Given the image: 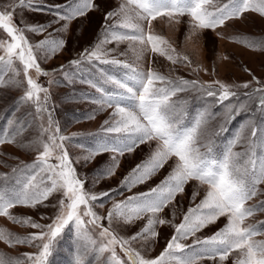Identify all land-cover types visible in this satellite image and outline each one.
<instances>
[{
    "label": "snow or ice",
    "instance_id": "obj_1",
    "mask_svg": "<svg viewBox=\"0 0 264 264\" xmlns=\"http://www.w3.org/2000/svg\"><path fill=\"white\" fill-rule=\"evenodd\" d=\"M14 7L45 10L32 0H19ZM53 7L68 9L67 14L55 13L57 21H65L62 27L66 31L68 22L86 15L98 5L94 0H69L67 5ZM250 11L264 16V0H227L222 5L216 0H124L117 9L105 13L106 22H116L111 26L105 25L104 38L92 50L85 49L79 60L69 62L77 66L84 61H96L124 66L132 71L127 81L108 76L106 82L122 91L107 93L97 101L101 111L113 109L109 120L102 125V132L106 136L114 134L116 138L113 143L102 140L84 158L86 162H91L95 156L105 152L114 154L110 165L100 173V178L114 176L120 165L119 158L143 144L155 142L156 146L147 161L137 164L123 178L120 182L122 189L131 191L136 185L145 183L170 159L175 158L170 173L160 184L114 203L106 216L97 214L93 204L103 197H110V193L117 189L100 194L85 189L86 181L79 178L65 147L64 142L69 137L60 135L58 126L54 128L55 122L47 107L49 89L38 83L36 78L49 75L41 68L37 52H43L45 58H50L65 47V41L46 38L33 45L25 32L39 35L51 25L26 24L21 27L14 22V10L0 11V31L7 37L0 38V88H24L17 104L31 103L41 118L43 113H47V127L40 124L37 139L19 144L38 153L35 161L32 164L21 162L22 166L13 167L11 173H0V217L38 230L20 236L0 228V241L9 247L27 244L37 251L24 253L22 258H10L0 253V264H49V258L69 226L75 229L79 243L75 264H100L105 253L109 254L107 264H200L205 259L224 262L233 252L237 253L233 264H264V240L256 239L264 235V221L247 223L249 218L264 212V200L249 204L258 195H264L260 188V185H264V155H257L256 152L258 132L261 130L250 120V136H244L245 125H242L224 151L216 155L214 142L204 139V126L207 124L205 113H198L193 123L186 126L183 123L186 115L183 105L186 101L173 99L178 93L187 91L215 97L221 104L235 99L238 101L236 105H225L229 117L234 118L246 110V105L239 101V94L233 89H248L250 83L230 85L219 80L211 83L183 78L172 80L151 67L142 72L125 61L109 58L111 50L104 47L109 43L127 41L137 60L142 59L144 53L151 52L173 65L183 64L195 72L199 68L193 67L189 55L177 53L167 38L154 32L153 21L166 19L170 26H174L187 17L189 29L186 40L195 44V38L205 30L216 31L227 21L238 19ZM239 42L254 50L264 51V41ZM150 63H155V60H150ZM253 80L259 84L256 77ZM86 82L91 87H97L92 81ZM257 93V108L264 112V86L243 95L252 99ZM24 130L21 126L14 134L0 135V145L17 143V136L22 135ZM259 140L264 144V134ZM244 142L245 151H234L237 145ZM53 159L56 163L51 162ZM191 181L206 185L200 203L189 207L179 224L161 218L159 214L178 194L184 193L185 186ZM54 193H62V198L54 205V214L47 217L50 220L47 224L36 222L31 217H18L11 212L17 206L35 208L43 205ZM197 195L198 191L192 193L193 201ZM145 216L148 217L146 225L128 238L112 229L114 221L127 225ZM221 217L226 219L222 228L209 237H196L198 232ZM105 220L107 227L102 223ZM166 224L173 226L174 233L157 256H147L132 247L133 242L154 240L159 235L157 225ZM89 226L99 229L98 237L92 234ZM190 237H196L191 245L182 243ZM117 248L123 252L126 261L117 254Z\"/></svg>",
    "mask_w": 264,
    "mask_h": 264
},
{
    "label": "rangeland",
    "instance_id": "obj_2",
    "mask_svg": "<svg viewBox=\"0 0 264 264\" xmlns=\"http://www.w3.org/2000/svg\"><path fill=\"white\" fill-rule=\"evenodd\" d=\"M32 2L44 11H34L27 8L14 7L19 0H0V11H13L14 22L24 27L30 25H45L47 31L42 34L25 32L30 43L35 45L39 41L47 39L64 40L65 47L50 58H45L43 52H37L38 61L41 68L49 75H40L37 78L38 83L49 89V98L47 107L51 112L52 119L55 122L54 128L58 126L60 135L69 137L64 143L73 162V166L80 179L86 181L85 189L93 194H100L110 189H117L110 193V197H103L93 204V210L101 216H106L114 203L125 200L141 192H146L150 188L160 184L170 173L175 158L170 159L163 168L143 184H138L128 191L120 188V182L137 165L147 161L152 151L155 149V142L143 144L132 153H126L120 157V165L116 174L110 178H100L102 173L111 163L114 155L112 152H105L95 156L91 162H86L85 157L99 146L102 140L110 143L115 142V135H105L102 132V125L105 120H109L112 108L100 110L97 101L101 100L107 93L122 91L116 88L114 84L106 82L108 76L119 80L127 81L132 75L130 68L112 64H104L96 61H84L74 66L69 62L79 60L85 49L92 50L104 38L105 25L115 24V20L105 21V13L118 8L124 0H94L98 7L89 10L86 15L77 17L68 22V28L65 31L63 25L65 21H57L56 12L67 14L66 7L69 0H32ZM219 5L227 0H216ZM188 18H182L179 25L170 26L166 19H157L153 21V30L156 34L162 35L169 40L177 53L189 55L193 62V67H198L199 71H193L190 67L183 64L173 65L164 57H157L151 52L143 54L142 59L137 60L136 54L129 47V42L117 44L116 42L106 44L105 50H111L109 58H117L132 65L139 71L146 72L149 67L169 77L172 80L183 78L187 80H198L201 83H211L219 80L230 85H241L245 82L250 83L248 89L242 87L235 88L239 94V101L245 103L246 110L234 118L229 117L225 105L232 103L236 105L238 101H225L223 104L217 102L215 97H207L202 93L187 91L178 93L174 100L186 101L183 105L186 115L184 125H191L197 114L204 112L207 118V124L204 126V139H211L213 149L216 155H220L228 142L237 133L242 125H245L244 136L251 134L249 121L261 131L258 132L257 155H264V144L260 143L259 137L264 134V112L257 108L259 94L252 99L244 97L243 93H252L253 89L264 86V51L254 50L240 40H246L250 43L264 41V16L255 12H247L238 19H231L224 26L218 27L216 31L205 30L195 38V44L186 40L188 35ZM116 31H124L116 29ZM219 34V35H218ZM0 38L7 39L5 34L0 31ZM2 54V53H0ZM228 59H221L222 57ZM155 60V63H150ZM18 63V62H17ZM63 65V70L61 66ZM247 69V71L245 70ZM11 75V74H9ZM35 75V73H33ZM256 77L259 84L253 80ZM23 77L21 76V79ZM86 81H92L97 87H91ZM51 82V83H50ZM24 88H0V135L4 133L14 134L21 126L24 127L22 135L17 136V143H5L0 145V173H11V169L23 164H32L37 156V152L19 146L21 143L35 141L39 135V126L41 123L47 127V113L38 116L35 107L31 103L17 104L18 98L23 95ZM43 96V94H41ZM126 103H132L126 101ZM94 115V119L90 118ZM11 121V123H10ZM202 151L204 149H201ZM246 150V142L236 146L234 151L243 152ZM52 163H56L53 159ZM264 191V185H260ZM198 191L195 201L192 200V193ZM206 192V185H198V182L191 181L185 186L183 194H178L175 200L160 213V217L172 220L173 224H179L189 207H195L203 199ZM122 193V194H121ZM62 198V193H54L43 205L35 208L17 206L12 209L13 215L18 217H31L34 221L41 224L50 222L47 217H51L56 211L54 205ZM264 200V195H258L250 205ZM103 204V207H100ZM47 205V206H45ZM41 217H45L42 219ZM147 216L136 220L131 224L124 225L116 221L112 224V229L120 236L128 238L139 232L147 223ZM87 219V218H86ZM264 221V212L257 213L249 218L247 223L257 224ZM105 227L108 226L107 220L102 221ZM226 219L221 217L216 223L205 227L196 234V237L205 238L213 235L224 226ZM0 228L9 232L26 236L37 232L28 226H22L9 221L6 217H0ZM92 234L98 237L99 229L89 226ZM156 230L159 235L153 240H140L133 242L132 247L141 251L147 256H157L166 246L168 240L174 233V228L170 224L157 225ZM190 237L182 243L191 245L193 239ZM256 239L264 240V235L257 236ZM79 249V243L76 238L75 229L69 226L63 233L53 255L49 258V264H75V258ZM37 249L20 244L9 247L3 241H0V253L6 254L10 258H22L24 253H34ZM117 254L124 259L123 252L117 248ZM108 253L104 254L100 264H107ZM237 258V253L233 252L224 262L211 260H202L200 264H233ZM91 259V257H89Z\"/></svg>",
    "mask_w": 264,
    "mask_h": 264
}]
</instances>
